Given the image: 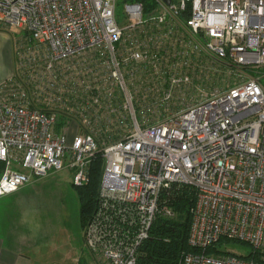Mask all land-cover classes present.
Returning <instances> with one entry per match:
<instances>
[{
	"label": "built area",
	"instance_id": "built-area-1",
	"mask_svg": "<svg viewBox=\"0 0 264 264\" xmlns=\"http://www.w3.org/2000/svg\"><path fill=\"white\" fill-rule=\"evenodd\" d=\"M149 1L0 0V25L24 33L0 82V198L64 169L81 186L101 153L90 264H137L173 185L195 189L190 247L226 239L264 257V0Z\"/></svg>",
	"mask_w": 264,
	"mask_h": 264
},
{
	"label": "rangeland",
	"instance_id": "rangeland-1",
	"mask_svg": "<svg viewBox=\"0 0 264 264\" xmlns=\"http://www.w3.org/2000/svg\"><path fill=\"white\" fill-rule=\"evenodd\" d=\"M116 14L119 21L123 17V4L118 3ZM22 30L0 25V77H10L15 73L17 57L15 42L23 37ZM264 84V78L262 79ZM73 173L69 170L49 173L35 179L27 190L31 191L34 201L35 228H55L54 242L49 246L35 249L28 257L33 264H73L77 260L89 264V257L83 245L82 228L79 220V202L72 187ZM222 251L252 257L264 263L263 254L244 243H222ZM75 261V262H74ZM80 263V264H81Z\"/></svg>",
	"mask_w": 264,
	"mask_h": 264
},
{
	"label": "trees",
	"instance_id": "trees-1",
	"mask_svg": "<svg viewBox=\"0 0 264 264\" xmlns=\"http://www.w3.org/2000/svg\"><path fill=\"white\" fill-rule=\"evenodd\" d=\"M137 1L144 3L145 13H148L152 8V4L149 0ZM64 124H66V120L64 118H59L56 124V130ZM96 137L99 142H101L102 139H109V135L105 134H98ZM112 137L111 139H117L119 136L114 135ZM102 168L103 159L101 153H96L88 166L86 183L81 186L72 184L79 202V220L82 230L87 222L91 220L95 212L102 207V202H104L101 200L99 193ZM113 203H115V205H113L114 207L122 209L121 205L116 202ZM194 203V188L173 185L165 190L160 203V213L157 214L152 223L147 239L142 242L138 249L137 264H184L183 261L185 256L201 252L216 257L219 255L231 254L222 251L220 245L229 242L238 243L237 241L220 239L216 244L203 251L189 246L188 237L191 226L190 211ZM106 208L109 209L110 206ZM165 209H168L173 214L171 218L162 215V210ZM114 223L115 228L118 230L128 229L124 224H120L118 220L114 221ZM242 257L260 262L255 259L254 256L252 257L251 252ZM88 263L90 264V262ZM81 264H86V262Z\"/></svg>",
	"mask_w": 264,
	"mask_h": 264
},
{
	"label": "crops",
	"instance_id": "crops-1",
	"mask_svg": "<svg viewBox=\"0 0 264 264\" xmlns=\"http://www.w3.org/2000/svg\"><path fill=\"white\" fill-rule=\"evenodd\" d=\"M27 187L0 198V264H33L29 252L54 242L55 228L34 226L36 198Z\"/></svg>",
	"mask_w": 264,
	"mask_h": 264
}]
</instances>
